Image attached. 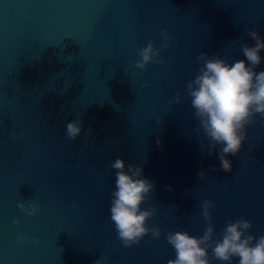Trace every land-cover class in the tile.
I'll use <instances>...</instances> for the list:
<instances>
[{
  "label": "water",
  "instance_id": "1",
  "mask_svg": "<svg viewBox=\"0 0 264 264\" xmlns=\"http://www.w3.org/2000/svg\"><path fill=\"white\" fill-rule=\"evenodd\" d=\"M253 28L264 36V0H0V264H169L167 233L202 235L205 199L216 205L214 238L240 218L264 235V115L224 172L221 146L207 154L186 93L201 52L245 59ZM164 29L166 63L136 68L138 49L160 47ZM69 120L84 125L75 140ZM117 157L142 164L154 184L142 208L156 207L148 224L159 225V239H118L109 211ZM21 199L40 211L22 212Z\"/></svg>",
  "mask_w": 264,
  "mask_h": 264
},
{
  "label": "clouds",
  "instance_id": "2",
  "mask_svg": "<svg viewBox=\"0 0 264 264\" xmlns=\"http://www.w3.org/2000/svg\"><path fill=\"white\" fill-rule=\"evenodd\" d=\"M246 35L255 43H242L245 59L230 64L217 54L209 56L201 52L196 57L202 62L201 67L186 85L187 96L191 98L194 115L199 121L198 128L209 140L207 154L212 155L217 152V145L221 146L217 158L219 169L224 172L232 171L233 163L228 157L240 153L248 135V125L254 123L257 114L264 115V70L255 71L262 61L264 36L255 28L248 30ZM160 36V47L150 42L138 49L140 58L134 61L136 68L146 69L153 62L166 63L161 53L171 46L172 36L166 29L161 30ZM144 86L148 87V82ZM181 99L178 93L169 103L179 104ZM83 131L84 125L79 120H69L65 125L69 139L75 140ZM110 167L115 170V188L109 211L118 239L124 247L138 245L149 233L159 239L162 235L159 225L150 227L148 224L157 212L156 207L142 208L154 188L149 179L143 178L142 164L126 163L123 157H117ZM212 170L215 171V167ZM207 172L208 169H201L198 175L203 177ZM215 206L212 199L202 202L201 215L206 222L202 235L183 230L167 233V242L176 253L169 264H212L213 260L231 264L233 258H238V264H264V235L257 237L249 231L251 220L229 221L223 228L222 237L214 238L216 226L212 209ZM17 207L29 216L40 211L35 200L21 199ZM14 223L19 225V219ZM20 239L22 241L23 236ZM106 261L107 256H102L95 264H106Z\"/></svg>",
  "mask_w": 264,
  "mask_h": 264
}]
</instances>
